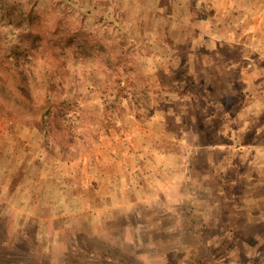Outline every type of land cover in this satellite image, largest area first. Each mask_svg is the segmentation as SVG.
<instances>
[{
  "label": "rangeland",
  "instance_id": "obj_1",
  "mask_svg": "<svg viewBox=\"0 0 264 264\" xmlns=\"http://www.w3.org/2000/svg\"><path fill=\"white\" fill-rule=\"evenodd\" d=\"M224 2L0 0V264H264L263 162L223 165L199 80Z\"/></svg>",
  "mask_w": 264,
  "mask_h": 264
},
{
  "label": "crops",
  "instance_id": "obj_2",
  "mask_svg": "<svg viewBox=\"0 0 264 264\" xmlns=\"http://www.w3.org/2000/svg\"><path fill=\"white\" fill-rule=\"evenodd\" d=\"M224 5L228 17L223 11V17L208 19L205 34L211 42L206 47L208 54L215 63L221 58L220 63L206 65L208 82L199 77L208 95L221 89L222 98L232 100L228 111L216 117L222 120L216 131L222 142L212 149L223 152L222 163L227 162L228 169L248 165L255 169L252 175L258 176L262 162L264 166V0L245 4L225 0ZM233 11L237 16H229ZM214 70L220 77L216 81L208 77ZM210 101L214 103V98ZM231 152L237 153V162L228 160Z\"/></svg>",
  "mask_w": 264,
  "mask_h": 264
},
{
  "label": "trees",
  "instance_id": "obj_3",
  "mask_svg": "<svg viewBox=\"0 0 264 264\" xmlns=\"http://www.w3.org/2000/svg\"><path fill=\"white\" fill-rule=\"evenodd\" d=\"M46 112H48V111H46ZM211 115H213L215 117V119H216V117H219V115L217 114V111L216 110L215 111L212 110ZM48 126L49 125H44V128L47 129L45 132H49ZM41 129H43V125H42V128Z\"/></svg>",
  "mask_w": 264,
  "mask_h": 264
}]
</instances>
